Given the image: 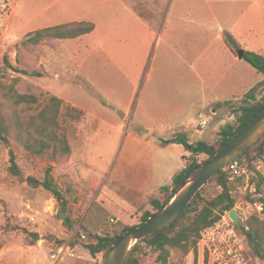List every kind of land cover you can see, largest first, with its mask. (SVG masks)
<instances>
[{
	"label": "rangeland",
	"instance_id": "1",
	"mask_svg": "<svg viewBox=\"0 0 264 264\" xmlns=\"http://www.w3.org/2000/svg\"><path fill=\"white\" fill-rule=\"evenodd\" d=\"M76 20L95 29L26 43L38 29ZM240 49L264 54V0H0V81L9 87L17 79L20 92L56 95L85 112L69 120L71 153L57 161L31 154L15 138L10 146L0 139V264H105L104 252L93 256L87 245L140 224L178 173L208 159L168 141L184 136L217 146L221 130L237 123L235 109L248 95L254 101L264 94V74L239 58ZM0 104L13 113L2 90ZM202 117L209 118L204 128ZM11 148L25 178L43 179L53 166L65 206L10 172ZM247 159L234 190L239 226L229 211V226L223 217L218 223L222 232H237L242 264H264L242 227L252 215L264 218V183L262 194L251 183L264 175V156ZM220 190L212 182L203 193ZM156 257L145 248L142 263L159 264ZM172 259L213 264L202 238L197 257L192 251L180 262L174 251Z\"/></svg>",
	"mask_w": 264,
	"mask_h": 264
},
{
	"label": "trees",
	"instance_id": "2",
	"mask_svg": "<svg viewBox=\"0 0 264 264\" xmlns=\"http://www.w3.org/2000/svg\"><path fill=\"white\" fill-rule=\"evenodd\" d=\"M94 29L95 23L86 20L60 23L34 31L26 43L32 42L37 45L44 40L73 39L91 33ZM225 41L230 47L231 38L226 37ZM243 59L254 66L258 72L264 74V54L245 50ZM24 72L26 73L27 71ZM16 80L14 79L13 84L9 87L0 81V90L3 91L7 101L14 107L12 114H5L0 104V139L10 146L11 139L15 138L25 150L38 157L47 158L49 161H57L60 156L69 155L71 153L69 141V126L71 124L69 120L78 121L83 118L85 112L80 108L65 103L63 99L56 95L42 96L20 92L15 87ZM247 97L234 111L237 123L228 124L221 130V141L217 146L204 140L190 143L184 136L175 137L168 142L184 144L193 155L206 154L209 159L235 134L241 131L258 112L264 109V94L260 99L254 101H249L250 98H254L253 94ZM33 109L35 112H31ZM263 156L264 137L239 155L237 159L248 158L250 160ZM10 160V172L12 174L27 181L33 187L42 186L60 203H63L64 206L66 205L67 201L64 193L52 174V165L46 168L43 179L35 176L25 178L12 148L10 149ZM203 162H191L176 175L171 188H163V190H168L166 197L163 200H152V205L156 212L164 208L190 174ZM241 180V176H237V174L224 168L221 169L207 183L214 182L221 189L220 191L208 198L203 193L206 184L198 191L178 219L167 227L137 242L129 252L125 264H143L142 253L145 252V248L157 253L156 260L159 264H172L174 260L172 259V252L174 251L179 255L180 262H183L185 257L192 251L197 257L198 244L202 238L203 230L214 226L226 212L235 208L237 196L234 190ZM251 183H255L256 190L262 194L264 175L257 173L256 176L252 177ZM169 189L171 190L169 191ZM247 198L255 202L251 198L250 193H247ZM259 200L264 209V197H259ZM154 213L146 212L142 216L140 223L146 221ZM66 224L68 227L73 226L70 219H67ZM134 226L136 225H126L119 234L111 238L97 236L96 241L87 245L90 253L94 256L99 252H104L105 256H107L113 242L124 234L126 230ZM242 227L251 252L254 256L264 260V218L252 215L243 223ZM144 242H146L145 246L143 245Z\"/></svg>",
	"mask_w": 264,
	"mask_h": 264
},
{
	"label": "water",
	"instance_id": "3",
	"mask_svg": "<svg viewBox=\"0 0 264 264\" xmlns=\"http://www.w3.org/2000/svg\"><path fill=\"white\" fill-rule=\"evenodd\" d=\"M244 53L245 50L240 49L238 51L239 58L242 59ZM263 137L264 109L258 112L212 157L201 163L162 210L155 212L146 221L129 228L119 236L111 245L105 264H125L129 252L137 242L172 224L214 175ZM62 208L59 210V217L64 216ZM229 217L235 225L239 226V215L236 209L229 211Z\"/></svg>",
	"mask_w": 264,
	"mask_h": 264
},
{
	"label": "built area",
	"instance_id": "4",
	"mask_svg": "<svg viewBox=\"0 0 264 264\" xmlns=\"http://www.w3.org/2000/svg\"><path fill=\"white\" fill-rule=\"evenodd\" d=\"M209 118H203L200 120L199 125L204 128L208 124ZM224 169L241 175L245 172L242 168V158L234 159ZM224 223L223 226H229V222L226 217L223 216V220L220 223ZM220 225L210 227L202 232V242L207 246L209 253L212 257L213 264H242V246L241 240L234 228H225V232L220 230ZM239 245V246H238Z\"/></svg>",
	"mask_w": 264,
	"mask_h": 264
},
{
	"label": "crops",
	"instance_id": "5",
	"mask_svg": "<svg viewBox=\"0 0 264 264\" xmlns=\"http://www.w3.org/2000/svg\"><path fill=\"white\" fill-rule=\"evenodd\" d=\"M230 49V48H229ZM231 50V49H230ZM232 51V50H231Z\"/></svg>",
	"mask_w": 264,
	"mask_h": 264
}]
</instances>
